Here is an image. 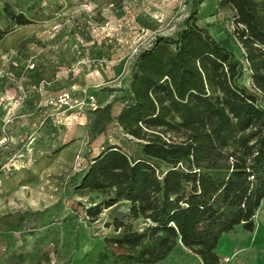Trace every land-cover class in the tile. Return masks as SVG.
<instances>
[{"label":"trees","instance_id":"1","mask_svg":"<svg viewBox=\"0 0 264 264\" xmlns=\"http://www.w3.org/2000/svg\"><path fill=\"white\" fill-rule=\"evenodd\" d=\"M201 4L193 1L176 36H157L138 54L118 114L110 102L94 121V136L116 122L138 148L107 146L75 185L106 196L87 216L95 221L109 208L119 231L77 264H159L179 246L202 264H223V234L255 228L264 200V0L218 2L233 11L231 38L243 59L199 23ZM4 12L15 24L30 21L8 2ZM33 214L0 219L8 245ZM126 217L150 224L134 230ZM3 255L0 264L24 261L18 249Z\"/></svg>","mask_w":264,"mask_h":264},{"label":"rangeland","instance_id":"2","mask_svg":"<svg viewBox=\"0 0 264 264\" xmlns=\"http://www.w3.org/2000/svg\"><path fill=\"white\" fill-rule=\"evenodd\" d=\"M193 1L0 0V31H7L0 40V219L34 212L9 245L0 223V256L18 249L21 264H77L99 240L119 233L109 208L95 221L87 216L106 196L74 187L107 146L132 151L138 143L116 122L94 136V121L110 102L118 114L138 54L157 36H176ZM6 2L29 23L6 18ZM218 2L202 0L199 23L243 59L231 38L233 11H219ZM243 81L251 86L247 75ZM125 220L134 230L150 224ZM219 253L223 264H264V200L254 230L240 225L223 234ZM159 264L202 263L179 246Z\"/></svg>","mask_w":264,"mask_h":264},{"label":"built area","instance_id":"3","mask_svg":"<svg viewBox=\"0 0 264 264\" xmlns=\"http://www.w3.org/2000/svg\"><path fill=\"white\" fill-rule=\"evenodd\" d=\"M69 98H70V96L68 94L67 95L65 94V96L63 97V100L67 101ZM226 260L229 261L230 258H227Z\"/></svg>","mask_w":264,"mask_h":264}]
</instances>
